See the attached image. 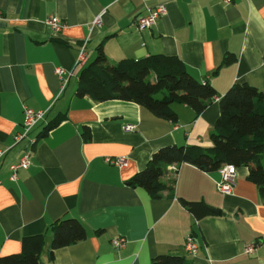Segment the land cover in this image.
Wrapping results in <instances>:
<instances>
[{
	"label": "crops",
	"instance_id": "crops-1",
	"mask_svg": "<svg viewBox=\"0 0 264 264\" xmlns=\"http://www.w3.org/2000/svg\"><path fill=\"white\" fill-rule=\"evenodd\" d=\"M157 4L166 12L137 29L135 16ZM0 11V256L19 252L22 237L44 233L41 264H151L160 254L184 256L188 264H264V199L246 166H235L229 194L217 190L219 169L205 172L188 163L166 167L159 198L129 183L160 147H209L219 97L232 84L264 94V0H0ZM50 16L64 23L58 33L45 23ZM82 42L84 66L99 44L113 63L173 56L217 96L199 114L173 103L175 121L132 101L78 97L84 66L75 61ZM226 55L233 60L224 63ZM57 67L65 69L66 83ZM24 107L44 115L16 141ZM52 120L57 123L31 145L29 138ZM126 123L134 129L125 131ZM25 154L30 166L11 180L10 165ZM120 156L127 159L122 168L105 161ZM181 198L220 212L197 219ZM59 218L78 219L86 237L55 249L49 259L48 227ZM188 236L197 245L194 256L184 247ZM114 237H124V246L114 248Z\"/></svg>",
	"mask_w": 264,
	"mask_h": 264
},
{
	"label": "trees",
	"instance_id": "trees-1",
	"mask_svg": "<svg viewBox=\"0 0 264 264\" xmlns=\"http://www.w3.org/2000/svg\"><path fill=\"white\" fill-rule=\"evenodd\" d=\"M96 50L94 60L80 70L75 91L78 97L87 95L95 101H132L157 117L175 121L173 103H184L199 114L217 96L211 84L197 80L173 56L155 54L137 60L123 58L113 63L107 59L101 44ZM231 60L226 55L223 62ZM219 109L209 135V147L196 144L160 147L145 167L133 175L130 185L142 187L150 197L159 198L166 187L161 178L170 164L188 163L205 172L232 164L247 167V179L256 184L264 199V94L247 83H234L219 97ZM56 123L48 122L36 140ZM180 200L197 219L212 214L202 200ZM48 231L52 234L49 259H53L55 249L86 237L84 225L76 218H59L49 225ZM44 243V233L24 236L21 250L1 255L0 264H41ZM151 264L188 262L181 255L160 254L151 259Z\"/></svg>",
	"mask_w": 264,
	"mask_h": 264
},
{
	"label": "built area",
	"instance_id": "built-area-1",
	"mask_svg": "<svg viewBox=\"0 0 264 264\" xmlns=\"http://www.w3.org/2000/svg\"><path fill=\"white\" fill-rule=\"evenodd\" d=\"M232 0H222L223 3L228 4ZM147 12L144 14H137L134 18V24L137 29L143 30L145 28L151 27L158 17L166 12V7L164 4H157L154 7H146L145 9ZM0 20H3L2 13L0 11ZM46 25L50 29L52 33H58L61 28L64 26V23L56 16H50L46 20ZM94 25L99 26L101 23L100 15H97L93 21ZM87 60V51H86V44L82 42L79 50L78 56L75 61L76 67H83ZM55 73L64 83H66L67 79H64V75L66 71L62 67H57L55 69ZM24 119H23V132L19 133L15 136L16 141H20L23 138L28 137L29 132L34 127V125L42 119L44 115V111H35L31 108L24 107ZM125 131H132L134 129V125L132 123H126L123 126ZM29 142L32 145L36 142V137H30ZM2 151H0V154ZM105 161L113 166L116 167H124L127 165V159L125 157H105ZM30 159L29 155H23L17 163H13L10 165V179L15 180L17 178V171L19 169H27L30 166ZM220 172V180L217 182L216 187L217 190L222 194H229L232 192L233 187L236 183V171L235 166L232 164H224L219 168ZM124 237H114L111 239L112 246L114 248H121L125 244ZM185 250L189 255L194 256L197 252V245L194 239L191 236H188L185 240L184 244ZM247 252H252L254 250L253 246H247L245 248Z\"/></svg>",
	"mask_w": 264,
	"mask_h": 264
},
{
	"label": "water",
	"instance_id": "water-1",
	"mask_svg": "<svg viewBox=\"0 0 264 264\" xmlns=\"http://www.w3.org/2000/svg\"><path fill=\"white\" fill-rule=\"evenodd\" d=\"M210 210L212 211V212H215V213H219L220 211L218 210V209H216V208H210Z\"/></svg>",
	"mask_w": 264,
	"mask_h": 264
},
{
	"label": "rangeland",
	"instance_id": "rangeland-1",
	"mask_svg": "<svg viewBox=\"0 0 264 264\" xmlns=\"http://www.w3.org/2000/svg\"><path fill=\"white\" fill-rule=\"evenodd\" d=\"M37 129H40V126H38Z\"/></svg>",
	"mask_w": 264,
	"mask_h": 264
}]
</instances>
